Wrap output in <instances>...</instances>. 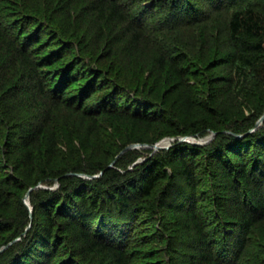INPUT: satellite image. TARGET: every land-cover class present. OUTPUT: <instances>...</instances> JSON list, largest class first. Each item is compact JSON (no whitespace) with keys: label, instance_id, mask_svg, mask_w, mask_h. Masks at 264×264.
Here are the masks:
<instances>
[{"label":"trees","instance_id":"obj_1","mask_svg":"<svg viewBox=\"0 0 264 264\" xmlns=\"http://www.w3.org/2000/svg\"><path fill=\"white\" fill-rule=\"evenodd\" d=\"M22 1L5 13L16 12L14 23L28 29L14 38L0 26V142L13 162L0 174V264H243L246 243H258L255 254L264 256V118L256 126L264 115V0H129L131 8L124 0H60L64 28L53 12L58 0H47L58 33L54 25L40 32L49 25L28 11L43 17L45 9ZM81 1L95 16L89 44L71 16ZM157 6L163 25L154 20ZM223 10L221 35L207 23ZM203 23L209 29L179 38ZM107 32L120 48L102 69L85 56ZM44 35L53 36L48 47L57 45L38 56L32 44ZM222 36L228 68L212 74L195 52ZM170 90L180 93L178 106L169 104ZM225 95L239 97L236 114L218 101ZM92 96L97 105L86 106ZM194 100L196 117L186 112ZM209 132L205 144L178 140ZM162 135L174 138L171 146L142 161L138 148L122 152ZM55 182L56 189L39 186ZM202 189L213 192L206 213Z\"/></svg>","mask_w":264,"mask_h":264},{"label":"rangeland","instance_id":"obj_2","mask_svg":"<svg viewBox=\"0 0 264 264\" xmlns=\"http://www.w3.org/2000/svg\"><path fill=\"white\" fill-rule=\"evenodd\" d=\"M124 1H125L124 2L125 3V7H127V8H131L132 7L131 6L132 3L129 2V0H124ZM24 2L25 1H22V0H0V21H1L0 26H1V28H4V30L5 29L6 30H10L12 32L11 33V36L14 37V38H16L18 34L20 35V33H22L25 30H27L28 29V26H26V25H25L26 27L25 26H22L23 24H21V23L15 24L14 22L17 19L16 18L13 19L12 18L13 17L12 15H16L17 13L16 12L11 13L10 11H8L9 13H5V8L4 7L7 6V5H8V7H10V5H15L17 8H20V6H22L24 4ZM241 2H242V0H241ZM241 2H240V4H241ZM26 3H27V5L29 4L30 6H32V5L35 6L36 5L39 8L41 6V9L42 8L45 9V12L42 14L43 17L40 14L34 13L32 11H28V17L30 19L39 20L40 23L41 22H44L45 25L48 24L49 26H47L46 28L40 30V32L48 33L49 32V29H50V26L53 27L54 22L51 21V19H50L51 16L49 18V14H50L49 12L50 11H49V9L47 7V4H48L47 3V0H26ZM52 6H54L53 12L56 13L57 18L60 19V21L61 20H64V22L60 23V27H63L64 28L65 25L67 27V24H65V22H66V16H65L66 13L64 11H62L63 10V7H62V4H60V0H58V2L55 1V3ZM162 9H163L162 6H157L155 10L158 11L157 13H159V14L157 15V17L156 16L154 17V20H157L158 21L157 24H161V25L165 24L163 22V20H162L163 17L160 18V16H163L162 13H161L162 12ZM19 10L20 11H23L22 9H19ZM88 10H89V7H87V4L84 1H81L80 2V6L78 7L77 10H75V12L71 16H72V19L75 20L74 27H75V31H77L78 34H80L83 37V35H82L83 34V31H88V35L89 36L88 37L86 36L87 38L86 37H83L82 40L85 41V38H86L87 43L89 44V42H91V39H92L91 36L96 31L94 30V28L92 26V24L94 23L95 16H94V14L92 12H90V10L89 11ZM25 12L24 13L21 12V14H26ZM131 16L133 17L132 14H131ZM227 16H228V13H225L224 10L223 11H220L218 13H215L212 16L211 20H209V22L207 24H210L211 26L213 25L214 28L218 29V31L220 30L221 35H223L222 28H223L224 22L227 21V19H228ZM79 18H84L85 19L84 22L80 23V25L78 24ZM205 23H203V25H205ZM19 27H23V28H19ZM57 27H58V25H54V27H53L54 29L56 28L55 29V32L56 33H58L59 31H61ZM194 29H195L194 26H189V27L185 28L184 31H183L184 33L181 32V34H179V36L182 35L179 38H181V39L187 38V36H191V35H193L194 32L196 33V32H198L200 30L203 33V31L204 30L206 31L207 29H209V27H207L205 25V27H203V28H199L197 30H194ZM168 35L175 37V34H172V33H169ZM67 36H69V35H67ZM50 38L52 39L53 36L50 37ZM50 38H47L46 35H44V38L43 39H44L45 42L43 44H37V43L32 44L33 48H36V51L38 50V53H37L38 56H39V53L40 52L43 55V54L51 53L53 50H55L56 45H57L56 43L52 44L51 47H48L47 46V45L50 44L49 43L50 42L49 41ZM207 44H208L207 42L201 41V48H200L199 52H195L196 59L197 60H201L202 62H204V67L208 70L207 72L210 71L212 74L224 73L227 70V68H228V65H227L228 61L225 60V58H224V54L229 51V49L227 47V45H228L227 44V39H224L223 36H222L221 41L218 43L217 46H214V47H212L209 44H208L209 45L208 46ZM91 45H93V43H91ZM119 48H120V46L116 43V41L113 40V37L107 32V34L105 35V37H103L98 43H95L93 45V49L95 50L94 53L92 52V50H88L85 57H88L89 55L90 56L94 55V57L92 56L94 66H96L98 68H102V69L103 68H107L109 66L108 63H110V61H112V57H116V58L118 57V49ZM150 55H151V53L149 54V53L145 52L144 55H143V58H144L143 61L144 60H149ZM66 56L69 57L71 55L70 54H67ZM40 57H41V55H40ZM40 57H38V59ZM63 58H62V61H58L57 63H55V65L57 67L60 66V65H62L63 62H65V60H64L65 58L64 59ZM52 68H53V66H51V67L45 66L43 69L44 70L45 69L46 70H51ZM78 84H72L71 85V87L68 89V90H70V94L74 93L76 91V89H78V87H77ZM170 87H171L170 88L171 90H174V89L177 90L176 89L177 88L176 83L172 84ZM171 90L168 91L167 94H166L168 97H170L169 104L172 103L174 106H178L177 104L179 103V100L181 101L180 93L178 94V91L177 92L176 91H173L172 92ZM228 96L229 95H225V97H220L218 99V101L224 103V106H225L226 110L229 111V114L231 116L233 114H236V112H234L233 109L234 108L236 109V106H238V102H236V101H237V99L239 97L237 99H230V98H228ZM195 98H198V95L197 94H196ZM8 100H10L11 102L16 103V104L18 102L17 100H14V99H8ZM195 103H198V100H194L193 103H190L186 107V109L188 110L186 112H189V113L191 112L190 114L196 117V116H200V113L201 112H200L199 108L194 105ZM96 105L97 104H95V96L94 97L92 96L91 98L88 99V103H87L86 106L92 107V106H96ZM174 106H173V108H174ZM54 122H55V125H57L58 128H62L61 127L62 124L60 122V119L58 117V113L57 112H55V114H54ZM262 122H263V120L259 123V125ZM142 129L143 130H146L144 128H142ZM159 129H160V126L154 127L153 129H150V130L147 129L148 131L146 132V135H148V136H155L159 132ZM13 133H14V131L13 132H9V134L7 132L6 134H8L9 136H5V137H8L9 138L10 135H12ZM211 133L212 132H209V133H207L204 136H198V137L197 136H192V137L196 141L197 140L199 141V138H205L206 136H209ZM160 136H158V137H160ZM170 138H173V137L164 135L157 142L163 141L165 139H170ZM213 138H214V136H213ZM173 140H174V138L172 140H170L169 146H171ZM209 141H207L205 143H208ZM205 143H201V144H205ZM132 144H137V143L136 142H131L128 145H132ZM138 144H140V143H138ZM169 146H167L166 148H168ZM7 149H8V147H6L5 143L0 142V174H2V175L3 174H9L11 172L10 171V168H11V165L13 163V162L7 161V158L9 159V156H8L9 154L6 153V150ZM147 150H152V151L149 152ZM138 151L140 153H139V156H138L136 162L137 161L139 162V161L144 160L147 155H152L155 151H159V149L153 150L152 148L150 149V147H143L142 146V147H139L138 148ZM197 174H196V177L199 178ZM39 186L40 187H43V188L48 187V188H51V189H56L58 187V184L55 182V183L45 184V185H39ZM202 187L205 188V185H202ZM211 188H212V190L215 189L213 187H211ZM209 189H206L207 192H206V190L204 192V190L202 189V192H201L204 196L206 195L207 198H208V199H204V200L200 201V204L204 207L205 213L207 211H209L210 207L212 206V204L210 203V200H212L211 194H213V192L211 193L209 191ZM218 192H223V191L219 190ZM26 196H27V193L23 195L22 201L25 203V205H26V203L29 204V205H26V207L28 208V211L31 213L32 212V205H31V202H30L31 199L29 198V194H28L27 197ZM229 203H230V200H228V201L226 200L224 202H221V205L222 206L223 205H226V204L229 205ZM167 213L171 214V212H169V211H167ZM38 214H39V212H38ZM210 217H212V214H210L208 217H206L207 218L206 221H209ZM27 221H28V219H27ZM27 221L25 223H27ZM139 222L141 223V221H139ZM159 223L160 222H157L156 223V226L159 225ZM147 227H148V225L141 226L140 227L141 228L140 230H149V229H146ZM263 228H264V226H263ZM259 231H261V230H259ZM259 231L256 230V233H259ZM262 231H264V230H262ZM149 232L150 231H148V233ZM68 244H70V243H68ZM3 246H6L7 247V245H3ZM256 246H258V243H254V244L253 243H250V244L246 243L245 251H244L243 255H241L242 258H243L242 260L244 261L243 264H264V256H260V259H259L258 255L255 254L256 253L255 252ZM163 248H165V247L163 246ZM62 252L63 251L61 250L60 253H62ZM171 256L173 257L175 255L172 254ZM144 259L141 258V259H138V260L140 262H143ZM139 261L136 260V262L134 264H140Z\"/></svg>","mask_w":264,"mask_h":264},{"label":"water","instance_id":"obj_3","mask_svg":"<svg viewBox=\"0 0 264 264\" xmlns=\"http://www.w3.org/2000/svg\"><path fill=\"white\" fill-rule=\"evenodd\" d=\"M264 118V115L261 116L256 124V126L259 125V123L263 120ZM215 135V132H212L209 136H206L205 138H199V141L195 140L192 136H185V137H179L178 140L180 141H188V142H192V143H196V144H201V143H205L209 140H211L213 138V136ZM173 138H170V139H165L163 141H160V142H157L155 144H132V145H128L127 147H125L123 151L127 150V149H130V148H139V147H150L152 148L153 150H157V149H160V148H166L167 146H169L170 144V140H172ZM97 175H93V177H95ZM27 196H28V193H27ZM26 196V197H27ZM26 205H29L28 203H26ZM6 246H2L0 248V252L5 248Z\"/></svg>","mask_w":264,"mask_h":264}]
</instances>
